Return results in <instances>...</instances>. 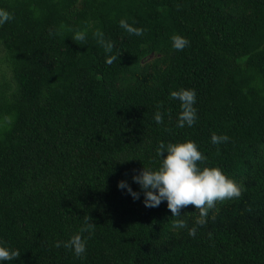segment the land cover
Returning a JSON list of instances; mask_svg holds the SVG:
<instances>
[{"label": "trees", "instance_id": "trees-1", "mask_svg": "<svg viewBox=\"0 0 264 264\" xmlns=\"http://www.w3.org/2000/svg\"><path fill=\"white\" fill-rule=\"evenodd\" d=\"M0 9L13 15L0 25L10 70L0 81V246L21 253L0 264H264V0H0ZM76 31L85 41L72 40ZM97 31L114 45L111 65ZM176 34L189 41L183 51ZM182 88L196 93L191 127H178L170 98ZM214 133L230 140L213 144ZM189 139L242 188L216 202L195 237L194 206L180 217L167 201L147 208L133 181L159 167L161 141ZM86 215L96 227L77 257L62 242Z\"/></svg>", "mask_w": 264, "mask_h": 264}, {"label": "clouds", "instance_id": "clouds-1", "mask_svg": "<svg viewBox=\"0 0 264 264\" xmlns=\"http://www.w3.org/2000/svg\"><path fill=\"white\" fill-rule=\"evenodd\" d=\"M12 19L13 15L10 12L0 9V25ZM119 25L129 34L136 36L143 35L145 31L142 28L133 27L123 19L119 21ZM94 35L99 37L98 42L104 47L105 52L110 54L106 58V63L111 65L117 60V56L111 54L114 45L104 40L102 32L97 31ZM85 39L86 32L84 31H76L72 37V40L78 42H83ZM171 40L175 50L183 51L189 46V41L179 34L173 35ZM170 98L180 102L178 127L193 126L197 118V110L194 107L195 91L183 88L179 91H171ZM157 107H162V105H157ZM154 119L157 124H162V113L157 111ZM229 140L230 137L227 135H216L215 133L212 135V143L216 145L227 143ZM156 155L161 158L159 167L153 169L144 166L139 174L133 176V181L140 185L144 194L143 203L147 208H156L163 201H167V208L171 211L172 217H180L181 209L190 205L194 206L198 211V216L191 228H188L183 219L173 221V227L188 228L189 236L195 237L198 227L206 225L209 210L215 206L216 202L236 199L242 195L241 186L228 178L221 168L206 166L207 158L198 150L197 144L190 139L185 142L167 144L161 141L156 148ZM216 155H219V149ZM118 187L127 189L134 200L139 199L140 193L133 191L125 181H120ZM95 227L93 218L86 215L79 232L72 235L69 240L62 242L63 247L73 250L75 256L82 257L86 251V241L81 234L92 232ZM55 246L60 247L61 242H57ZM20 254L19 250L0 246V261L15 260L20 257Z\"/></svg>", "mask_w": 264, "mask_h": 264}, {"label": "rangeland", "instance_id": "rangeland-1", "mask_svg": "<svg viewBox=\"0 0 264 264\" xmlns=\"http://www.w3.org/2000/svg\"><path fill=\"white\" fill-rule=\"evenodd\" d=\"M2 55L3 54L0 53V81H2L4 78H6L8 80L10 79V70L8 69L5 61H3ZM158 58H159V56L156 54L154 56L149 57L146 62H154Z\"/></svg>", "mask_w": 264, "mask_h": 264}]
</instances>
